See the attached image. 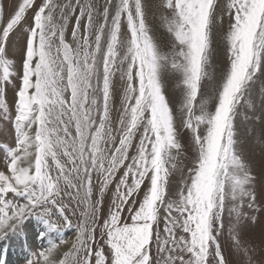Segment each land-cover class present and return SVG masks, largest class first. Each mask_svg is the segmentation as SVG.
Segmentation results:
<instances>
[{"label": "snow or ice", "instance_id": "snow-or-ice-1", "mask_svg": "<svg viewBox=\"0 0 264 264\" xmlns=\"http://www.w3.org/2000/svg\"><path fill=\"white\" fill-rule=\"evenodd\" d=\"M262 77L264 0H0V242L23 264H264ZM259 120L264 143V100Z\"/></svg>", "mask_w": 264, "mask_h": 264}, {"label": "rangeland", "instance_id": "rangeland-1", "mask_svg": "<svg viewBox=\"0 0 264 264\" xmlns=\"http://www.w3.org/2000/svg\"><path fill=\"white\" fill-rule=\"evenodd\" d=\"M5 6L7 7L9 0H4ZM161 43L162 44H167V37L163 33H158ZM221 57V58H220ZM227 66V57L225 55V49L224 45L222 43H219L217 46V50L215 53V58H214V64L213 68L215 71H223ZM171 91L176 92L177 89L175 87V81L172 82L171 84ZM214 87V85H209V89ZM256 97V103H257V109L255 113V117H252L251 114H249V119L254 120V123H249L248 121L243 122V126L247 128V137H251V139H246L244 141L245 147L244 151L246 155L249 157V163L250 166L253 168L254 173L257 176V180L261 181L264 183V143L261 142L260 140V100H264V77L261 78L260 81L257 82V91L254 93ZM8 98L11 101L13 98V94L11 91L8 93ZM2 127V125H0ZM253 130H255V135L253 136ZM258 221L254 225H250L246 229V236L248 239L254 241L255 243H259L260 240V235L261 232L264 231V212L257 213ZM31 226V225H29ZM28 226V231L31 232L32 229L31 227ZM71 233H69V236L71 237ZM227 236V233H225V237ZM13 240H17L13 241ZM14 244L19 243V246H14ZM21 240L13 238L11 241H9L6 245L2 242L1 244L3 245L2 251L0 253V258H4L7 260V264H23L24 258L27 255V251L25 247L21 246ZM225 246H227V240L225 239L224 241ZM0 244V245H1ZM9 247H16L17 250H20L21 255H23V260H20L18 262L13 260V257L15 259V253L12 255V253L9 254L7 251ZM32 247H36V245L33 243ZM18 252V251H17ZM3 253V254H2ZM258 259V257H257ZM13 260V261H12ZM11 262V263H10Z\"/></svg>", "mask_w": 264, "mask_h": 264}, {"label": "bare ground", "instance_id": "bare-ground-1", "mask_svg": "<svg viewBox=\"0 0 264 264\" xmlns=\"http://www.w3.org/2000/svg\"><path fill=\"white\" fill-rule=\"evenodd\" d=\"M221 58V57H220ZM29 227H31L30 229H32V226H29ZM13 241H16V242H18L17 240H13ZM0 244H1V242H0ZM2 244H3V242H2ZM0 245V253L1 252H4V251H2V249L1 248H3V245ZM13 245L14 246H19V243H18V245L17 244H14L13 243ZM16 247H9V248H5V249H8L7 251L9 252V254L10 253H12V255L15 253V259H14V257H13V260L14 261H16V262H18V261H20V260H23V259H21V258H23V255H21V253H20V250H17V248ZM18 251V252H17ZM3 254V253H2ZM12 260V261H13ZM11 263V262H10Z\"/></svg>", "mask_w": 264, "mask_h": 264}]
</instances>
